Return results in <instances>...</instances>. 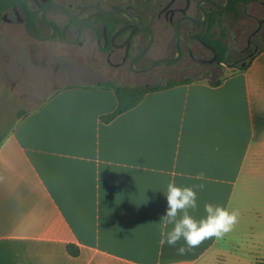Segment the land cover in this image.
Here are the masks:
<instances>
[{"label":"crops","instance_id":"0c3cea01","mask_svg":"<svg viewBox=\"0 0 264 264\" xmlns=\"http://www.w3.org/2000/svg\"><path fill=\"white\" fill-rule=\"evenodd\" d=\"M230 69L148 92L108 122L117 94L96 79L18 119L0 145V264H247L231 232L183 255V239L160 244L172 180L204 183L195 219L206 203L256 212L264 240V48Z\"/></svg>","mask_w":264,"mask_h":264},{"label":"flooded vegetation","instance_id":"af4514ba","mask_svg":"<svg viewBox=\"0 0 264 264\" xmlns=\"http://www.w3.org/2000/svg\"><path fill=\"white\" fill-rule=\"evenodd\" d=\"M226 2L0 0V66L7 74L13 59L21 69L29 59L58 73L69 60L85 71L81 81L119 86H155L180 75L193 78L212 67L236 65L226 29L234 28L242 10L258 23L249 35L253 47L244 56L247 64L264 47L252 43L264 26L259 14L264 0H230L220 7ZM117 7L120 10L111 11ZM220 41L228 48L223 58Z\"/></svg>","mask_w":264,"mask_h":264},{"label":"rangeland","instance_id":"374dc122","mask_svg":"<svg viewBox=\"0 0 264 264\" xmlns=\"http://www.w3.org/2000/svg\"><path fill=\"white\" fill-rule=\"evenodd\" d=\"M252 6L260 8L259 3H253ZM242 18L237 20L234 28L227 32V43L230 49V58L233 64H242L247 59L244 56L253 47L249 45V35L255 31L258 23L242 10ZM264 16V8L259 12ZM160 24V22H156ZM252 43H259L260 47L264 45V26L261 31L252 38ZM257 47L252 50L255 53ZM64 69H60L58 73H52V67H44V65L33 63L29 59L25 61V68L21 69L12 60L6 74L0 66V134L8 133L18 121L17 113L20 110H33L38 107L44 99L59 87L69 83H75L82 80L85 76L81 65L73 61H67L66 65H62ZM232 69L229 66L221 65L208 69L207 72L193 74V78L211 77L219 79L225 73H230ZM182 79L183 76L173 77ZM168 79H162L160 84H164ZM258 214H252L239 217V221L231 231L230 237L237 245H241L242 249L247 250L242 253L243 262L247 264H264V240L262 241L260 232V221ZM250 227H253L252 229Z\"/></svg>","mask_w":264,"mask_h":264},{"label":"clouds","instance_id":"9594fccd","mask_svg":"<svg viewBox=\"0 0 264 264\" xmlns=\"http://www.w3.org/2000/svg\"><path fill=\"white\" fill-rule=\"evenodd\" d=\"M194 179L205 181L206 176L200 172ZM204 186V183L178 186L174 180L167 184L165 193L167 208L159 222L162 228L160 244L174 247L183 239L186 247L181 246L177 249L180 255L199 247L206 239L213 237L222 239L234 229L239 221L240 212L238 209L229 210L212 203L204 205L205 218L195 219L190 210L198 209L197 193ZM169 225L172 226L171 230H166Z\"/></svg>","mask_w":264,"mask_h":264},{"label":"trees","instance_id":"16d2710c","mask_svg":"<svg viewBox=\"0 0 264 264\" xmlns=\"http://www.w3.org/2000/svg\"><path fill=\"white\" fill-rule=\"evenodd\" d=\"M227 50H228L227 46H225L223 44V42L220 41V54L222 55V58L225 57ZM250 64H251V60L245 66H243V65H230V66H232L233 68L240 69V70H245L246 68H248L250 66ZM194 80H195L194 78H182L179 80L178 79H171L164 84H158V85L149 86V87L119 86V85H115L113 83H99L98 84L99 86H105V87H110V88L115 89L116 94H117V98H118L117 110L115 112L109 114V115L103 116L102 119L105 122H108V121L113 120L119 114L124 113V112L132 109L144 98V96L148 92L155 91V90H161V89L168 88V87H173V86H176V85H179L182 83H189V82H192ZM211 82L213 84H219L220 83V81H217V82L211 81ZM27 113H28L27 110H20L17 113L18 119L22 118ZM7 134L8 133L0 134V145H1L2 141L4 140V138L7 136ZM66 248H67L68 253L71 256L77 257L80 255V247L78 245L69 243Z\"/></svg>","mask_w":264,"mask_h":264},{"label":"water","instance_id":"95a60500","mask_svg":"<svg viewBox=\"0 0 264 264\" xmlns=\"http://www.w3.org/2000/svg\"><path fill=\"white\" fill-rule=\"evenodd\" d=\"M229 1H230V0H227V2H226L225 4H223V5H220V7L225 8V7L228 5ZM117 10H120V8L117 7V8H114L113 10H111V11H117ZM134 21H135L137 24H140L138 17H135V18H134ZM177 27H178V26H177ZM177 46H178V48H179V41H178V40H177ZM176 58H177V57H176ZM176 58H174V59H176ZM165 61H171V60H165ZM242 65L245 66L246 63H243Z\"/></svg>","mask_w":264,"mask_h":264}]
</instances>
